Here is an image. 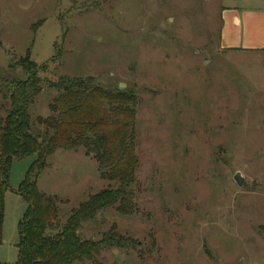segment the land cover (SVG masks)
<instances>
[{
    "label": "rangeland",
    "instance_id": "374dc122",
    "mask_svg": "<svg viewBox=\"0 0 264 264\" xmlns=\"http://www.w3.org/2000/svg\"><path fill=\"white\" fill-rule=\"evenodd\" d=\"M264 0H0V118L4 81L26 80L31 55L42 93L29 114L44 139L60 77L135 97V211L102 212L84 240L132 239L99 264H264V54L224 52L223 7ZM36 160H14L0 264H17L28 206L17 194ZM38 181L59 219L117 184L84 149L58 150ZM240 173L242 186L234 181Z\"/></svg>",
    "mask_w": 264,
    "mask_h": 264
},
{
    "label": "trees",
    "instance_id": "16d2710c",
    "mask_svg": "<svg viewBox=\"0 0 264 264\" xmlns=\"http://www.w3.org/2000/svg\"><path fill=\"white\" fill-rule=\"evenodd\" d=\"M26 80L4 81L3 98L8 104L0 118V246L4 224L5 195L14 160L35 156L36 160L17 194L28 210L20 224L17 264H99V257L110 250H131L135 242L116 230L100 240H84L79 232L102 212L116 209L120 214L135 211V97L122 91L96 86L91 79L60 77L49 88L57 93L50 105L51 116L40 120L48 131L44 139L34 134L29 114L42 93L40 66L30 53L18 64ZM4 107L0 105V111ZM84 149L117 184L91 196L67 217L59 219L58 199L41 193L38 181L48 168V159L58 150Z\"/></svg>",
    "mask_w": 264,
    "mask_h": 264
},
{
    "label": "crops",
    "instance_id": "0c3cea01",
    "mask_svg": "<svg viewBox=\"0 0 264 264\" xmlns=\"http://www.w3.org/2000/svg\"><path fill=\"white\" fill-rule=\"evenodd\" d=\"M220 44L224 52L264 54V7H223Z\"/></svg>",
    "mask_w": 264,
    "mask_h": 264
},
{
    "label": "water",
    "instance_id": "95a60500",
    "mask_svg": "<svg viewBox=\"0 0 264 264\" xmlns=\"http://www.w3.org/2000/svg\"><path fill=\"white\" fill-rule=\"evenodd\" d=\"M120 88L123 89L124 86L122 85V86H120ZM234 181H235L239 186H242L244 180H243L241 174H240V173H237V174L234 176Z\"/></svg>",
    "mask_w": 264,
    "mask_h": 264
}]
</instances>
